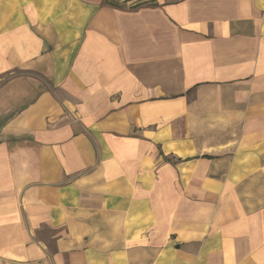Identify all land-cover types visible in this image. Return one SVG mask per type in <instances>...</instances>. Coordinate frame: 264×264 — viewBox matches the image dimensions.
Instances as JSON below:
<instances>
[{"label": "crops", "instance_id": "obj_1", "mask_svg": "<svg viewBox=\"0 0 264 264\" xmlns=\"http://www.w3.org/2000/svg\"><path fill=\"white\" fill-rule=\"evenodd\" d=\"M0 264H264V0H0Z\"/></svg>", "mask_w": 264, "mask_h": 264}, {"label": "rangeland", "instance_id": "obj_2", "mask_svg": "<svg viewBox=\"0 0 264 264\" xmlns=\"http://www.w3.org/2000/svg\"><path fill=\"white\" fill-rule=\"evenodd\" d=\"M147 0H133L130 2H125L123 0H104V5H108L111 6L112 3H116L118 5V7H120L121 9H127L128 7H131V9H135L137 7H142L145 4L148 3H144Z\"/></svg>", "mask_w": 264, "mask_h": 264}, {"label": "trees", "instance_id": "obj_3", "mask_svg": "<svg viewBox=\"0 0 264 264\" xmlns=\"http://www.w3.org/2000/svg\"><path fill=\"white\" fill-rule=\"evenodd\" d=\"M123 1H125V2L128 3V2L133 1V0H123ZM143 2H144V1H143ZM145 2L148 3L149 0H147V1H145ZM145 2H144V3H145ZM111 6L114 7V8H120V7H118V5H117L116 3H112ZM120 9H121V8H120Z\"/></svg>", "mask_w": 264, "mask_h": 264}]
</instances>
